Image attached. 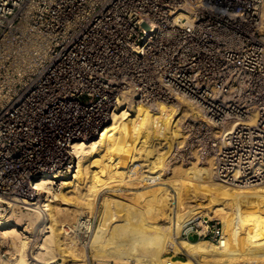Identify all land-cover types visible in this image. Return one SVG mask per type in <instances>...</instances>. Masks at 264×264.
Returning <instances> with one entry per match:
<instances>
[{
    "label": "built area",
    "instance_id": "obj_1",
    "mask_svg": "<svg viewBox=\"0 0 264 264\" xmlns=\"http://www.w3.org/2000/svg\"><path fill=\"white\" fill-rule=\"evenodd\" d=\"M263 3L0 0V209L43 205L35 179L70 177L71 142L91 139L133 100L188 99L217 177L264 181ZM93 221L78 223L84 243ZM204 223L191 239L217 241L220 223Z\"/></svg>",
    "mask_w": 264,
    "mask_h": 264
},
{
    "label": "bare ground",
    "instance_id": "obj_2",
    "mask_svg": "<svg viewBox=\"0 0 264 264\" xmlns=\"http://www.w3.org/2000/svg\"><path fill=\"white\" fill-rule=\"evenodd\" d=\"M187 103L176 112L167 103L133 100L91 139L72 141L77 164L71 176L56 182L45 171L33 182L34 190L46 194L39 200L43 205L23 201L30 211L24 215L13 205L0 209L1 241L12 248L11 258L2 264H50L55 255L62 264H86V250L96 264H264V181L243 186L222 180L212 157L186 166L174 161L186 137L182 119L199 117ZM142 188L149 189L139 199L148 196L151 201L140 207L126 194ZM162 188L176 193L175 208H170L174 216L167 222L158 219L163 199L169 201L172 195L163 196ZM98 198L87 245L78 247L65 234L76 231L81 218L93 217L79 215L91 213ZM203 215L220 223L221 237L179 240L182 229ZM165 252L185 260H171Z\"/></svg>",
    "mask_w": 264,
    "mask_h": 264
},
{
    "label": "rangeland",
    "instance_id": "obj_3",
    "mask_svg": "<svg viewBox=\"0 0 264 264\" xmlns=\"http://www.w3.org/2000/svg\"><path fill=\"white\" fill-rule=\"evenodd\" d=\"M262 17H263V20H264L263 14H262ZM183 99L186 101V103L188 101L187 104L189 106H191V107H193L194 109L197 110V108L195 107V105L192 102H190L186 98H183ZM183 99L181 97L180 98L179 97H174L167 104H170L171 107L173 108V110L178 112L179 110H182L183 108L187 107V106L183 105V103L185 102ZM198 114H199V117H198L197 120L203 119V118H201L202 116H201V114L199 112H198ZM191 118H192V116L191 117L187 116V117H184L183 119L181 118L182 122H181L180 125H181V128L186 132V134H185L186 137H185V141L183 142L182 146L179 148V150L176 152V155L174 156L175 157L174 161L176 163H178V164L183 165V166L188 165L192 161L198 160V161L203 162V161H206L208 157H212L210 153L201 151V149H200L201 145H200V143L198 141V134H197L195 128L193 127V124L191 123L192 122ZM165 174H167V177L171 176V174H168L167 172ZM220 183H222V182H220ZM260 185H264V183H262ZM152 188H150V189H152ZM53 189L56 190L57 188L53 187ZM148 189L149 188H142V189H140L138 191H130V192H127V193H131V192H133V193L126 194V195H130L131 196V200L130 201H132V203H134L135 205H138V206L141 207V205H143L145 203H150V201H151V200H149L150 198L148 196H146V198H144L143 200L139 199V197H138V196H144L145 194H143V193H145V191H147ZM181 190H184V187H182ZM166 193H169L170 195H172V197L170 198L171 200H169V201H167L168 199L167 200L163 199V203L164 204L162 205V211H161L162 214L160 215V217L158 219L159 221H162V222H167V221H169V217L173 218V216H174V213H172L170 208H175V206H174V202H175L174 198L176 196V193L171 188H167V191L165 190V188H162L161 194L163 196H165ZM63 206H65V205H63ZM144 208H147V205L144 206ZM151 209H149V210L151 211ZM98 210H99V198L95 200L94 207H93V210L91 211V213L84 212V213H82L79 216L88 215L89 214V215H92L95 218L96 214L98 213ZM150 211H148V212L150 213ZM27 212H30V211L26 210L25 208H23V211H21V213H23V215L27 214ZM79 216L76 217V220L74 221L75 224H76L77 219L79 218ZM204 220H210V219L203 215L200 220H198L197 222H193L189 226H187L184 229H182V231L179 234V238L178 239L179 240H186V241L207 240V239H203V238L198 239V237H196V235L194 236L193 240L190 238V236L193 234L190 231L198 230L197 227H199L201 229V226H202ZM199 221H201V223ZM219 221L221 223H223V225H225V223L222 220H219ZM198 222L200 223L199 225L197 224ZM75 224L72 225V227L73 226L75 227ZM188 232H190L189 236L186 237L185 235L188 234ZM65 235H67V238H69L70 241L75 243L78 247H83L84 248L87 245L88 241L86 243H84L83 240L78 238V236H77V234L75 232V228H73V230L71 232H68ZM1 240H2V238L0 237V245L4 246L3 250H8V251L12 250V248H10L8 242H4L3 243ZM212 243H215V242H212ZM33 244H34V242H33ZM86 251H87L86 264H96L97 261L91 255L90 251H88V250H86ZM10 256L11 255H9L5 259L3 258L2 260H0V264H2L3 262H5L9 258H11ZM46 257H49V256H46ZM164 257H167V258L169 257V259H171V260H185V257L183 255L173 254L172 252H165L164 253ZM52 260H55V261H54V263H50V264H62V262H63V259L61 258L60 255H55V258L50 259L48 261H52Z\"/></svg>",
    "mask_w": 264,
    "mask_h": 264
}]
</instances>
